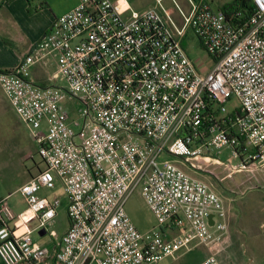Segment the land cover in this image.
<instances>
[{"label": "built area", "instance_id": "obj_1", "mask_svg": "<svg viewBox=\"0 0 264 264\" xmlns=\"http://www.w3.org/2000/svg\"><path fill=\"white\" fill-rule=\"evenodd\" d=\"M188 2V10L175 2L178 22L161 0L141 11L78 0L16 66L0 69V87L44 162L18 189L25 210L16 214L9 196L0 198L2 264H152L190 250L193 238L209 245L223 234L222 198L160 157L222 160L227 148L232 169L264 168V0L232 13ZM189 30L212 57L205 73L183 45ZM51 59L48 80L61 85L34 79L33 68ZM52 172L69 221L55 252L31 234L56 235L47 225L61 200L39 194ZM137 188L157 223L146 232L126 211ZM197 264L221 262L208 255Z\"/></svg>", "mask_w": 264, "mask_h": 264}, {"label": "rangeland", "instance_id": "obj_2", "mask_svg": "<svg viewBox=\"0 0 264 264\" xmlns=\"http://www.w3.org/2000/svg\"><path fill=\"white\" fill-rule=\"evenodd\" d=\"M177 2L184 10L188 9L185 7L186 0H177ZM212 7L216 9L217 3H212ZM183 45L198 70L201 73L207 72L213 64L212 57L202 47L200 40L192 30H189L183 39ZM55 70L56 65L51 59L49 64L44 67L43 72L50 77ZM43 72L37 70L34 71V75L42 78L44 77ZM48 82L55 85L62 84L60 79L54 78L51 82L47 81L44 84ZM64 104L69 108L71 116L76 117L77 104L68 98L64 100ZM233 104H228L230 110ZM23 127L27 128L18 118L0 87V193L14 191L33 174H36L40 168H44V162L37 154V144L31 136H28L30 134L25 136L22 133ZM229 152L227 148L223 150L222 160L210 157L176 159L169 154H163L160 159L172 160L191 176L207 182L210 187L211 184H214L215 192L221 196L235 195L236 203L229 202L227 205L226 200L222 197L223 205L228 214L233 215L237 211L238 213L241 211L242 216L244 215L243 217L246 219L245 227L240 229L236 225L228 227L227 224L223 234L221 233L213 243L206 245L197 238H193L188 243L190 250L184 247L152 264H197L208 255H214L223 263L227 261V264H264V231L259 225L260 220L264 217V209L261 207L259 211L256 209V212L250 213L253 190H247L245 184L242 183L248 179H245L243 171L241 169L234 170L228 164ZM52 174L53 184L40 188L39 194L48 198L58 197L61 200V206L54 219L55 223L57 220L64 221L67 199L60 177L55 172ZM10 205L16 214L27 207L22 194L17 190L11 194ZM126 211L136 227L142 232L154 228L157 224L140 188L134 190L127 200ZM225 219L227 223V216ZM31 225L35 226V222ZM50 228L51 226L47 225V229ZM31 234L37 240H42L46 236L41 237L36 230H33ZM0 264H2L1 259Z\"/></svg>", "mask_w": 264, "mask_h": 264}, {"label": "crops", "instance_id": "obj_3", "mask_svg": "<svg viewBox=\"0 0 264 264\" xmlns=\"http://www.w3.org/2000/svg\"><path fill=\"white\" fill-rule=\"evenodd\" d=\"M114 3H126L129 4L132 8L136 10H144L147 7L156 4V0H112ZM212 6V3H217V8H221L223 4L231 2L232 0H207ZM177 0H161V3L165 8H167L173 17L179 22L181 21L180 15L175 4ZM186 6L189 9V2L186 0ZM78 0H0V69H11L16 66L19 61L26 55L32 47L38 43L51 28L52 24L56 18L60 17L65 12L71 10L76 6ZM182 7V6H181ZM187 9V10H188ZM176 10V11H175ZM37 70L43 72L44 67L37 65L33 68L34 79L42 85L45 82L49 81V76L44 72V77L38 78L34 75V71ZM22 133L26 136L28 135V129H22ZM30 136V135H28ZM37 173V172H36ZM245 179L247 181L242 182L245 184L247 190L252 191V202H251V211L254 213L260 210L262 207L264 209V168L254 171L252 173H247L243 171ZM35 174H33L27 181H29ZM25 181L24 183H26ZM23 183V184H24ZM207 183V182H206ZM20 186L15 190L18 191ZM211 188L214 190V184H211ZM14 190V191H15ZM2 192L0 193L1 197L9 196V201L11 194L14 192ZM215 191V190H214ZM221 198L227 202L236 203L237 199L235 195L221 196ZM223 200V198H222ZM65 219L64 221H55L51 226L55 230L56 235L50 240L45 234L39 235L45 236L42 240H37L41 244L48 246L52 252H55L57 244L60 241L62 234L68 229L69 221L66 216V207ZM244 216V215H243ZM242 216L241 211H238L235 214L227 213V224L228 227L231 225H236L238 228L242 229L244 226L245 218ZM260 227L264 226V217L260 220ZM50 228V229H51ZM221 261V260H220ZM222 264H227V261Z\"/></svg>", "mask_w": 264, "mask_h": 264}, {"label": "trees", "instance_id": "obj_4", "mask_svg": "<svg viewBox=\"0 0 264 264\" xmlns=\"http://www.w3.org/2000/svg\"><path fill=\"white\" fill-rule=\"evenodd\" d=\"M199 1V0H196ZM251 5L250 0H232L222 5V9L225 12L232 13L237 9H242L244 7H249Z\"/></svg>", "mask_w": 264, "mask_h": 264}, {"label": "water", "instance_id": "obj_5", "mask_svg": "<svg viewBox=\"0 0 264 264\" xmlns=\"http://www.w3.org/2000/svg\"><path fill=\"white\" fill-rule=\"evenodd\" d=\"M209 221H210V224H213V219H212V217H210ZM263 231H264V226H263ZM44 232H45V231L42 229V230L39 231V234H40V235H43Z\"/></svg>", "mask_w": 264, "mask_h": 264}]
</instances>
